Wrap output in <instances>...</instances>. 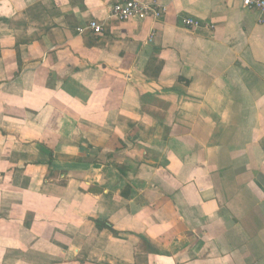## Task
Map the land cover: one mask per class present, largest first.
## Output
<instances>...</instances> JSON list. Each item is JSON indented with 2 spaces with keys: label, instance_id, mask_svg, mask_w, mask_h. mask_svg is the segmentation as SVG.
Returning a JSON list of instances; mask_svg holds the SVG:
<instances>
[{
  "label": "crops",
  "instance_id": "crops-1",
  "mask_svg": "<svg viewBox=\"0 0 264 264\" xmlns=\"http://www.w3.org/2000/svg\"><path fill=\"white\" fill-rule=\"evenodd\" d=\"M117 1L0 0V264H264L259 12Z\"/></svg>",
  "mask_w": 264,
  "mask_h": 264
},
{
  "label": "built area",
  "instance_id": "built-area-1",
  "mask_svg": "<svg viewBox=\"0 0 264 264\" xmlns=\"http://www.w3.org/2000/svg\"><path fill=\"white\" fill-rule=\"evenodd\" d=\"M245 8L256 9L259 12L258 22H264V0H237ZM166 11V6L155 0H119L110 6L108 18L118 21L159 19ZM180 24L186 29H198L201 23L190 17H181ZM104 23L90 20L86 25L77 27V33L101 34Z\"/></svg>",
  "mask_w": 264,
  "mask_h": 264
},
{
  "label": "trees",
  "instance_id": "trees-1",
  "mask_svg": "<svg viewBox=\"0 0 264 264\" xmlns=\"http://www.w3.org/2000/svg\"><path fill=\"white\" fill-rule=\"evenodd\" d=\"M97 226H101L100 221H96Z\"/></svg>",
  "mask_w": 264,
  "mask_h": 264
}]
</instances>
